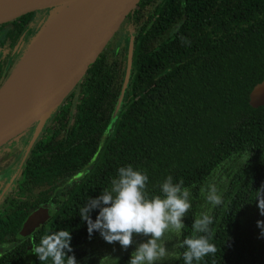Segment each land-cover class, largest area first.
<instances>
[{"label":"trees","instance_id":"trees-1","mask_svg":"<svg viewBox=\"0 0 264 264\" xmlns=\"http://www.w3.org/2000/svg\"><path fill=\"white\" fill-rule=\"evenodd\" d=\"M19 19L8 25L9 46L25 29ZM121 33L132 40L131 52L123 42L115 47ZM14 66L0 68V87ZM263 80L264 0H140L74 88L77 96L56 109L59 128L30 152L16 183L18 205L0 215V246H10L0 264H41L33 242L58 230L71 231L68 255L78 264H100L109 245L111 257L128 264L137 245L125 251L99 232L89 238L79 216L128 165L147 173L150 196L161 195L169 175L190 189L185 229L165 238L171 253L185 250L176 245L193 234L194 218L207 214L217 252L200 264H264L257 227L264 216L255 201L264 185V106L249 105ZM209 185L222 205L207 201ZM40 205L54 208L53 216L22 238V223ZM98 215L93 210L91 218ZM97 246L105 248L98 256ZM160 264L184 260L170 255Z\"/></svg>","mask_w":264,"mask_h":264},{"label":"clouds","instance_id":"clouds-1","mask_svg":"<svg viewBox=\"0 0 264 264\" xmlns=\"http://www.w3.org/2000/svg\"><path fill=\"white\" fill-rule=\"evenodd\" d=\"M148 183L147 173L134 169L132 165L120 167L110 188L103 189L97 198L89 197L79 209L81 220L87 223L89 238L99 232L105 242H119L127 251L135 243L134 235L150 237L137 245L128 264H160L170 255L182 256L184 264H200L209 254L215 255L217 248L210 242L213 218L207 214L194 218L193 234L176 245L185 249L182 253L169 251L165 238L185 229L183 220L192 207L191 192L183 179L174 183L171 175L162 183L161 195L150 196ZM206 199L214 207L224 202L214 185L207 187ZM255 201H258L260 215L264 216V185L255 191ZM97 209L99 215L93 220L91 214ZM257 227L264 238V220L257 221ZM72 239L70 230L45 234L38 244L33 242L32 252L41 264H78L74 254L68 255L74 252ZM108 259L119 264V260L111 256L101 258L100 264Z\"/></svg>","mask_w":264,"mask_h":264},{"label":"water","instance_id":"water-1","mask_svg":"<svg viewBox=\"0 0 264 264\" xmlns=\"http://www.w3.org/2000/svg\"><path fill=\"white\" fill-rule=\"evenodd\" d=\"M88 1L90 0L79 2ZM139 2L140 0H107L97 8L96 20L89 35L85 36L84 42L82 41L74 56H71L65 65L55 72H59L57 76H54V73H39L36 77L24 80L9 89L11 80L18 73L33 43L66 9L72 8L76 0H0V25L35 11L49 10L48 17L33 35L9 77L0 87V147L27 131L35 123L38 124V130L40 129L44 120L83 80L90 67L118 33L127 16L136 9ZM131 50L132 40H130L129 52ZM128 75L129 72H127L124 86H126ZM249 105L254 109L264 106V80L250 92ZM52 215L53 211L50 209L40 208L35 211L23 223L20 235L29 236L36 228L42 227Z\"/></svg>","mask_w":264,"mask_h":264},{"label":"bare ground","instance_id":"bare-ground-1","mask_svg":"<svg viewBox=\"0 0 264 264\" xmlns=\"http://www.w3.org/2000/svg\"><path fill=\"white\" fill-rule=\"evenodd\" d=\"M65 12L37 38L28 52L9 89L16 84L41 74H52L77 52L86 35L93 28L97 8L107 0L79 2ZM84 39V40H83ZM83 41V42H82ZM56 74V75H55Z\"/></svg>","mask_w":264,"mask_h":264},{"label":"flooded vegetation","instance_id":"flooded-vegetation-1","mask_svg":"<svg viewBox=\"0 0 264 264\" xmlns=\"http://www.w3.org/2000/svg\"><path fill=\"white\" fill-rule=\"evenodd\" d=\"M38 12H39V14H38ZM48 15H49V10H41V11H35V12L29 13L27 15H24V16L20 17V19L18 18L19 20L17 22H19V25L23 26L25 29L22 32V34L18 37L16 43H14L11 46L8 45V37H7V33L9 32V30H8L9 23L4 24V25H0V68L1 67L7 68V67L14 64V62L18 59V57L22 53L24 45L28 44L29 39L34 35V33H36L39 30V28L41 27L43 22L46 20ZM120 44L116 45L115 47L116 48L119 47ZM76 92H78V91L75 89L72 91V94L74 97L77 96ZM65 100L60 105V108H61V106L64 105ZM58 110H59V108H58ZM58 110H56L54 116L50 119V123H49L50 125L56 124L55 129H51V128L44 129L43 128L41 130L40 129L38 130V124L35 123L27 131L24 132V134L26 133L25 137L27 138V140L29 139V141L25 142L24 144L19 145L18 147L12 149L11 151H7V150L5 151L4 150V153H0V215L1 214L4 215V213H6L9 209H14V208H16V205H18V201L20 200V196L18 195V193L20 190H18L16 188V183H17L18 179L20 178L21 171H22L23 166L25 164L24 163L23 166L21 167V169L19 170V174H17V178L13 179L12 182H9V180L12 177V174L15 172L16 166L13 164H10V167L7 168L8 165L4 164V162L7 160V156L9 155L10 157H12L13 155L15 156V154L17 152L22 151V150L24 151V149L31 143L30 140L33 138L32 135H35L34 138L32 139L33 141L35 140V142H34V146L31 148L30 152L34 149V147L39 145V142L41 140L45 139L44 136H45V133L47 131H49V130L56 131L59 128V125L61 122L60 118L58 116V113H57ZM43 142H46V140H43ZM10 148H12V147H10ZM30 152H29V154H30ZM29 154H28V156H29ZM28 156H27V158H28ZM27 158H26V160H27ZM3 165H5V167H3ZM40 208L50 209L53 211V214H54V208H50L48 206L40 205L36 210L31 211L27 215L25 221L27 220V218L32 213L39 210ZM46 222L44 223V225L46 224ZM23 223H22V225H23ZM22 225H21V229H22ZM40 228L41 227L36 228L32 233H34L35 231H37ZM21 229H20V231H21ZM20 231H19V235H20ZM21 237L26 238L28 236H26V237L21 236ZM3 249H6V251H7L8 249H10V246L7 245V247H5V245L4 246L1 245L0 246V255L4 253L2 251Z\"/></svg>","mask_w":264,"mask_h":264},{"label":"rangeland","instance_id":"rangeland-1","mask_svg":"<svg viewBox=\"0 0 264 264\" xmlns=\"http://www.w3.org/2000/svg\"><path fill=\"white\" fill-rule=\"evenodd\" d=\"M38 14H39V12H38ZM122 42H123L124 45H126L127 47H129L130 39L124 38V33H121L120 34L119 39L116 42V45H119ZM26 46H27V44L24 45V48H23L22 53L20 54V56L18 57V59L14 62L15 65L17 64L18 60L22 56L23 52L25 51ZM55 112H56V110L44 120V122L42 123V125L40 127V130L43 129V128L44 129H47V128L55 129L56 124H53V125H50L49 124L50 123V119L54 116ZM25 135H26V133L24 134V132H23L22 134L16 136L11 141H9L8 143H6L2 147H0V153H4V150L5 151L6 150L7 151H11L12 149L18 147L19 145L24 144L25 142L29 141V139L27 140V138L25 137ZM34 136L35 135H32L33 138H34ZM32 139L30 140L31 143L24 149V151L23 150L22 151H19V152H17L15 154V156L13 155L12 157H10L9 155L7 156V160L4 162V164H7L8 165L7 168L10 167V164H13V165L16 166L15 172L12 174V177L9 180V182H12L13 179L17 178V174H19V170L21 169V167L23 166V164L26 162V158H27V156H28L31 148L34 146L35 140L33 141ZM10 147H12V148H10ZM3 167H5V165H3ZM149 238L150 237H144L143 235H140L138 238L137 237L134 238V241H135L134 245H138L140 243H144ZM103 249L105 250V248H103L102 246H97V249L95 250L96 251V256H98L99 254H101L102 251H103ZM2 251L5 252L6 249H3ZM108 251H109V254L108 255L109 256H112V251L115 252V246H113V247H110V245L107 246V249L105 250V253H104L105 256H107ZM104 262L106 264H110L111 263V261L109 262V260H105Z\"/></svg>","mask_w":264,"mask_h":264}]
</instances>
